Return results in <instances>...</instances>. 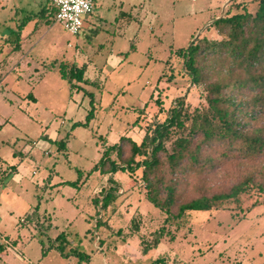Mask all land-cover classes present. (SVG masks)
I'll return each instance as SVG.
<instances>
[{"label": "rangeland", "instance_id": "374dc122", "mask_svg": "<svg viewBox=\"0 0 264 264\" xmlns=\"http://www.w3.org/2000/svg\"><path fill=\"white\" fill-rule=\"evenodd\" d=\"M230 1L96 0L72 34L49 11L38 13L47 0H0V264H264V194L255 187L239 204L165 222L145 197L141 169L87 175L123 135L139 141L176 97L185 95L190 109L205 105L204 82L181 75L172 51L198 34L221 38L211 23ZM247 1L253 11L256 1ZM66 61L86 67L83 79L60 77ZM77 121L85 124L58 148L54 140ZM125 153L122 146L114 160L124 164ZM258 164L228 158L185 173L182 199L226 188L252 169L262 178ZM109 189L114 198L100 207ZM161 225L171 234L142 253L140 241Z\"/></svg>", "mask_w": 264, "mask_h": 264}, {"label": "trees", "instance_id": "16d2710c", "mask_svg": "<svg viewBox=\"0 0 264 264\" xmlns=\"http://www.w3.org/2000/svg\"><path fill=\"white\" fill-rule=\"evenodd\" d=\"M255 1L251 11L247 0H231L223 16L215 15L211 25L221 38L199 35L187 46L172 51L178 57L181 75L186 71L191 81L204 82L205 105L190 109L185 95L176 97L167 107L165 118L159 119L155 114L142 127L139 141L123 135L120 144H112L102 151L87 175L96 170L108 174L117 168L129 172L141 169L145 197L167 214L165 222L183 219L192 210H209L230 201L239 204L241 194L252 187L264 194V172L259 175L262 178H255L256 171H249L250 168L249 175L226 188L200 192L186 199L181 194L183 174L209 171L228 158L260 161L259 170L264 169V0ZM48 11L55 17L56 8L51 0L38 13L43 15ZM85 70L84 65L73 61L58 66L60 77L69 82L74 78L83 79ZM209 71L213 73L212 78ZM79 124L85 123L74 122L62 138L54 140L58 148H65L71 129ZM136 124L140 125L137 119ZM175 130L180 134L173 137ZM122 146L126 158L124 164H118L113 152L121 155ZM107 164L109 167L105 169ZM6 169L8 175L10 168ZM62 182L77 185L79 178ZM113 198V191L107 190L100 207H106ZM98 201V197L94 198V203ZM168 234L171 230L165 225L154 229L149 239L140 241V251L147 253L156 248ZM64 247V243L56 245L63 255L67 254ZM159 261L162 258L156 257L151 264Z\"/></svg>", "mask_w": 264, "mask_h": 264}, {"label": "built area", "instance_id": "2783aa9c", "mask_svg": "<svg viewBox=\"0 0 264 264\" xmlns=\"http://www.w3.org/2000/svg\"><path fill=\"white\" fill-rule=\"evenodd\" d=\"M96 0H51L55 6V20L72 34L83 28V16L91 13Z\"/></svg>", "mask_w": 264, "mask_h": 264}, {"label": "water", "instance_id": "95a60500", "mask_svg": "<svg viewBox=\"0 0 264 264\" xmlns=\"http://www.w3.org/2000/svg\"><path fill=\"white\" fill-rule=\"evenodd\" d=\"M198 35H199V34H198ZM198 35H197V36H198ZM197 36H196L193 40H195V39L197 38Z\"/></svg>", "mask_w": 264, "mask_h": 264}, {"label": "crops", "instance_id": "0c3cea01", "mask_svg": "<svg viewBox=\"0 0 264 264\" xmlns=\"http://www.w3.org/2000/svg\"><path fill=\"white\" fill-rule=\"evenodd\" d=\"M34 144H36V142H34ZM1 245V244H0ZM0 247H2V246H0Z\"/></svg>", "mask_w": 264, "mask_h": 264}]
</instances>
